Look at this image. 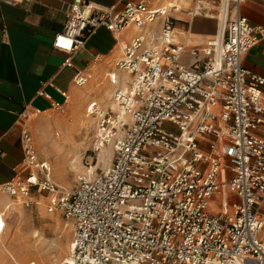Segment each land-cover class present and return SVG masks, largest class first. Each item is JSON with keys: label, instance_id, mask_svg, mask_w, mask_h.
Returning a JSON list of instances; mask_svg holds the SVG:
<instances>
[{"label": "built area", "instance_id": "2783aa9c", "mask_svg": "<svg viewBox=\"0 0 264 264\" xmlns=\"http://www.w3.org/2000/svg\"><path fill=\"white\" fill-rule=\"evenodd\" d=\"M121 1L117 12L74 4L52 42L72 56L100 28L116 37L135 32L114 63L125 76L114 107L86 109L97 122L92 149L110 148V165L66 192L25 130L20 174L1 192L45 194L47 210L71 222L62 264H264V78L241 65L264 27L239 14L245 0H212L220 6L216 34L187 65L176 0ZM191 1L186 15L194 18L206 0ZM88 80L77 73L73 86ZM62 97L53 110L63 111Z\"/></svg>", "mask_w": 264, "mask_h": 264}, {"label": "crops", "instance_id": "0c3cea01", "mask_svg": "<svg viewBox=\"0 0 264 264\" xmlns=\"http://www.w3.org/2000/svg\"><path fill=\"white\" fill-rule=\"evenodd\" d=\"M79 2L117 12L125 1L0 0V210L9 199L1 192V186L20 174L21 133L26 130L29 116L52 109V102H63L62 93L74 95L78 89L73 86L77 73L88 75L93 68L96 73L107 71L109 64L120 57L121 47L135 34L127 30L119 38L100 28L72 56L53 49L54 35L62 32L66 14ZM238 12L251 26L264 27V0H245ZM182 13L187 16L186 10ZM217 26L216 18L203 15L176 23L177 40L184 42L187 51L185 64L193 63L190 52L210 40ZM68 59L70 66L65 63ZM241 65L264 78V39L243 56ZM41 92L48 99L40 97Z\"/></svg>", "mask_w": 264, "mask_h": 264}, {"label": "rangeland", "instance_id": "374dc122", "mask_svg": "<svg viewBox=\"0 0 264 264\" xmlns=\"http://www.w3.org/2000/svg\"><path fill=\"white\" fill-rule=\"evenodd\" d=\"M176 2V7L186 12L194 7L191 0H176ZM200 7L205 10L201 11V15L220 20L217 16L220 12L217 2L212 0L210 3L204 2ZM174 17L179 20H189V17L184 16L182 12ZM117 59L109 64L107 71L93 73L91 78V74H88L87 83L81 89H77L82 94L89 91L86 97L79 98L76 102L70 99L63 105L62 112L48 109L37 113L36 116H29L25 123V129L35 146L37 158L42 164L50 167L53 182L66 192H71L77 186L79 179L99 176L111 163L110 148H108L109 156H104L100 151L94 152L92 149L97 122L95 117L86 114V109L93 102L101 109L110 107L112 93L125 82V79L121 81L118 78L120 73L114 68ZM110 73L112 76L108 77ZM111 78L116 80L113 83L114 88L108 85V80ZM102 87L108 88L109 91L105 94L104 89L99 92ZM85 115L88 116L87 128H83L78 123ZM50 117H62L63 124L60 126L53 124L48 119ZM47 202L46 195L39 193L32 194L26 200L8 199L10 212L0 210L4 212V230L0 235V264H62L63 259L69 255L68 247L73 226L60 211L49 212Z\"/></svg>", "mask_w": 264, "mask_h": 264}, {"label": "bare ground", "instance_id": "6f19581e", "mask_svg": "<svg viewBox=\"0 0 264 264\" xmlns=\"http://www.w3.org/2000/svg\"><path fill=\"white\" fill-rule=\"evenodd\" d=\"M122 37V35L119 37V38H121ZM121 46H122V44H121ZM123 47V46H122ZM92 73H91V76H90V78L92 77V74L93 73H96V68H93L92 69ZM108 77H110V76H112V73H110V74H108L107 75ZM118 78L121 80V81H123L124 79H125V76L124 75H118ZM116 82V80L115 79H110V80H108V85H111L112 86V88H114L115 87V85L113 84V83H115ZM104 89V90H103ZM104 91V94L105 93H107L109 90H108V88L106 89L105 87L103 88H100L99 89V92H101V91ZM88 93H89V91H87V93H85V94H82V92L81 91H79V90H77L76 91V93L74 94V95H72V97H68V100H67V102L68 101H70V99H72L71 101L72 102H76L79 98H82V97H86V95H88ZM90 94H92V92H90ZM102 97H104V95H102ZM110 107H114V105H112L111 104V102H110ZM87 114V113H86ZM88 116L87 115H85V116H83L81 119H79V121H78V123H80V126H82L83 128H87V126H88ZM49 120H51V122L53 123V124H55V125H57V126H60V125H62L63 124V118L61 117H50V118H48ZM69 132H70V130H69ZM101 154H103L104 156H109V149L108 148H104V149H102L101 151ZM107 161H109V159H107ZM89 173V172H88ZM90 174V173H89ZM2 210L3 211H5V212H10L9 210H10V205H5V206H3L2 207ZM4 213V212H3ZM68 250L70 251V244H69V247H68Z\"/></svg>", "mask_w": 264, "mask_h": 264}]
</instances>
